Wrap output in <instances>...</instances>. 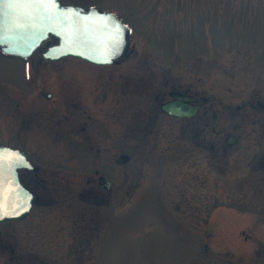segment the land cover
Listing matches in <instances>:
<instances>
[{"label": "rangeland", "instance_id": "obj_1", "mask_svg": "<svg viewBox=\"0 0 264 264\" xmlns=\"http://www.w3.org/2000/svg\"><path fill=\"white\" fill-rule=\"evenodd\" d=\"M60 1L116 14L130 50L108 66L0 52V140L44 179L0 223V264H264V0ZM170 91L198 114L161 113ZM97 164L109 191L87 187Z\"/></svg>", "mask_w": 264, "mask_h": 264}, {"label": "water", "instance_id": "obj_2", "mask_svg": "<svg viewBox=\"0 0 264 264\" xmlns=\"http://www.w3.org/2000/svg\"><path fill=\"white\" fill-rule=\"evenodd\" d=\"M57 3L59 11L63 12L66 9H71L78 16V20L64 24L59 21L40 18L36 15L31 17L20 15L19 10L13 9L7 4L0 7V13H2L0 15V49L6 54L26 58L43 41L49 39L50 36H54L57 42L49 45L42 52V57L45 60L58 61L71 56L93 64L107 65L115 64L125 56L129 46V29L116 15L99 11L93 7L84 9L79 6L61 5L59 0H57ZM104 21L125 26L121 28L120 48L114 56L105 55L102 46L105 39L104 33L87 30L89 25ZM74 24L79 27L80 31H74ZM18 25H22V27ZM168 95L170 100L161 103L160 110L170 117L191 118L200 109L198 99L191 95L180 92H170ZM236 142L237 138L235 136L230 135L226 138V143L229 146ZM5 150L8 153L7 160L19 159L21 161L17 167H14L11 171H6L4 174L7 181L4 185L5 201H7L10 192H15L14 199L21 200L26 210L21 209L19 214H13L11 210H8L4 218L0 219V222L21 220L28 216L32 209L34 195L21 182L19 169L37 170V167L30 163L24 151L0 144V151ZM121 158L123 161L127 160V156L122 155ZM98 182L106 190H109L110 183L105 177H99Z\"/></svg>", "mask_w": 264, "mask_h": 264}, {"label": "snow or ice", "instance_id": "obj_3", "mask_svg": "<svg viewBox=\"0 0 264 264\" xmlns=\"http://www.w3.org/2000/svg\"><path fill=\"white\" fill-rule=\"evenodd\" d=\"M7 4L13 9L19 10V14L31 17L33 15L40 18H46L51 21H59L67 24L78 20L71 9H66L63 12L59 11L57 0H0V7ZM2 15V13H0ZM22 27V25H18ZM125 26L115 25L108 21L97 22L88 26V31L102 32L105 34L103 41V48L105 55L114 56L118 53L121 43V28ZM74 31H80L79 27L74 24ZM106 62V61H105ZM7 151H0V219H3L8 210L13 214H19L21 209H25V205L21 200H16L15 192H10L5 201L4 185L7 183L5 180V172L11 171L17 167L21 161L19 159L7 160ZM15 205V207H13Z\"/></svg>", "mask_w": 264, "mask_h": 264}, {"label": "flooded vegetation", "instance_id": "obj_4", "mask_svg": "<svg viewBox=\"0 0 264 264\" xmlns=\"http://www.w3.org/2000/svg\"><path fill=\"white\" fill-rule=\"evenodd\" d=\"M30 77H31V74L28 77H26L24 79V82H23L25 84V86L27 87V89H30L33 86V79H31ZM26 91H28V92L30 91L31 92L30 98L27 101L28 102V105L27 106L32 109V110L29 111L30 116L27 115V117L31 119V117H33L32 114H33V112L35 110V104L34 103H35L36 97L34 96V89L33 90L30 89V90H26ZM45 95H46V93L43 94V96L46 99H50L51 98V97L50 98H47ZM199 102H200V100H199ZM21 103H22V101L17 100L16 101V107H20ZM41 118H45V115L42 114L39 117V119H41ZM20 125H21V121H20ZM20 125H18V130H21L20 129L21 128ZM17 138L18 139H21V136H19ZM0 142L4 144V142H2V140H0ZM28 158L32 162V164L37 165L32 160V158H30V156H28ZM113 160L115 161L114 158H113ZM108 169H110V168L108 167ZM40 172H41V168L39 166H38V169L37 170H34V171H28V170H21L20 171V177H21L22 182L34 193V205L33 206H35L36 204H41V201L39 200L40 196H39L37 190L42 187V184L44 182V179L42 177L41 178L39 177V173ZM110 175L109 174H106L105 172H102L101 169H100V165L97 164L96 169L94 171V174L87 177V183L89 185V186H87L88 189H90V190L91 189H95L96 186H99L100 188H102L104 190V188L102 186H100V184L98 183V178L100 176H104V177H106L109 180L110 184H112L111 183L112 180L110 178ZM91 183H95L96 185H92L91 186L90 185ZM42 204H45V203H42Z\"/></svg>", "mask_w": 264, "mask_h": 264}]
</instances>
